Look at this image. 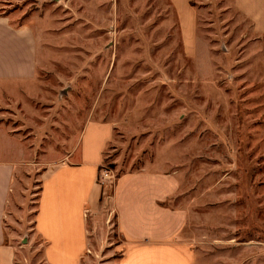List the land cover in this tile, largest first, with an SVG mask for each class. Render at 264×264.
<instances>
[{
	"label": "rangeland",
	"instance_id": "374dc122",
	"mask_svg": "<svg viewBox=\"0 0 264 264\" xmlns=\"http://www.w3.org/2000/svg\"><path fill=\"white\" fill-rule=\"evenodd\" d=\"M185 46L170 0H0V16L31 31L35 80L7 86L0 133L17 162L6 226L16 264H44L34 232L40 174L78 158L87 124L109 126L82 264H117L113 210L124 176L180 182L168 205L188 213L181 239L194 264H264V46L233 0H193Z\"/></svg>",
	"mask_w": 264,
	"mask_h": 264
},
{
	"label": "crops",
	"instance_id": "0c3cea01",
	"mask_svg": "<svg viewBox=\"0 0 264 264\" xmlns=\"http://www.w3.org/2000/svg\"><path fill=\"white\" fill-rule=\"evenodd\" d=\"M178 14L185 46L195 37L193 0H170ZM233 8L252 25L264 46V0H233ZM264 67V51L262 54ZM39 65L31 31L0 16V101L7 86L36 79ZM109 126L90 123L82 131L78 158L66 155L41 171L34 232L42 241L44 264H82L89 245L88 217L101 207L97 185L101 151ZM0 133V264H16V246L7 241L11 194L17 162L12 140ZM177 176L142 171L124 176L115 187L113 210L123 241L117 264H194L181 239L188 213L168 205L179 197Z\"/></svg>",
	"mask_w": 264,
	"mask_h": 264
}]
</instances>
